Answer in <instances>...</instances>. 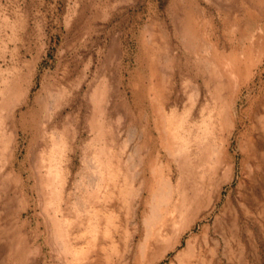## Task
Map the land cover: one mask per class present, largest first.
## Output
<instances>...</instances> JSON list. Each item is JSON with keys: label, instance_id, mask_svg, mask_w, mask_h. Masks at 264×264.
I'll return each mask as SVG.
<instances>
[{"label": "rangeland", "instance_id": "obj_1", "mask_svg": "<svg viewBox=\"0 0 264 264\" xmlns=\"http://www.w3.org/2000/svg\"><path fill=\"white\" fill-rule=\"evenodd\" d=\"M152 73V101L136 100ZM224 96L236 126L217 156L210 115ZM185 118L188 152L177 150ZM248 140L264 152V0H0V264H119L163 224L153 257L179 244L158 264H195L194 245L206 264H264V205L237 238L221 235L247 192ZM41 163L59 167L66 189L81 187L70 215L59 213L71 204L59 184L39 185ZM153 165L162 181L150 186ZM115 172L132 204L95 215L112 202Z\"/></svg>", "mask_w": 264, "mask_h": 264}, {"label": "bare ground", "instance_id": "obj_2", "mask_svg": "<svg viewBox=\"0 0 264 264\" xmlns=\"http://www.w3.org/2000/svg\"><path fill=\"white\" fill-rule=\"evenodd\" d=\"M151 83H150V87H146L145 85H143V87H141V89L139 90H133L134 91V95L136 97V100L139 101V99H141V101L144 99H149V101H152V99L150 98L152 96V91L154 89V86L156 85L157 83V78H156V75L154 73L151 74ZM108 80V79H107ZM106 79H104V84L102 85L103 86V89L105 91V94L108 93V96L110 94V90H111V86L109 85V83L106 84V82H108ZM110 80V79H109ZM103 82V81H102ZM197 83V82H196ZM93 85V89L91 90L92 94L95 95V92L97 89H94L95 86L94 84ZM98 86H101V85H97ZM49 87V86H48ZM89 91V90H88ZM102 92V91H101ZM107 92V93H106ZM91 94V95H92ZM98 94V93H97ZM100 94V93H99ZM98 94V95H99ZM104 94V95H105ZM97 95V96H98ZM107 96V95H106ZM98 98V97H97ZM109 98V97H108ZM104 99V97H103ZM102 99V100H103ZM112 100V99H111ZM108 101V100H107ZM84 102V101H83ZM88 103V102H87ZM110 103V102H108ZM105 104H106V101H105ZM153 106V105H152ZM107 106H104V108H106ZM103 109V108H102ZM155 109V112L157 111L159 113L158 110ZM206 109V108H205ZM189 109H187L185 111V117L187 115H189ZM231 106H230V102H229V99L227 96H224L223 98V101L221 102L220 106L218 108H215L213 107L212 111H211V115L210 116H213L214 119H215V115H217V118H218V121H216L214 123V128L215 130L217 129L218 132H219V135L221 136L220 137V141H221V146L217 147H211L213 149V153L214 155L216 154L217 156L218 155H221V150L223 148V144H224V141H223V137L226 136V142L228 145L229 144V137L231 136V131L232 129L235 128V124L234 123H229V118H231ZM156 112V113H157ZM91 115V114H90ZM88 116V115H87ZM163 120L165 122L169 121L171 122L172 121V117H173V113L170 112L169 116L167 114H163ZM90 117V116H89ZM97 117V116H95ZM94 117V118H95ZM102 117V116H100ZM88 118V117H87ZM216 120V119H215ZM169 122V123H170ZM184 126H183V130L185 132V135L182 137L183 138V142H182V145L180 147L177 148V150L179 151H182V152H188L189 151V147H190V128H188V126H186V123H188L187 121V118H185L184 120ZM204 125V123H203ZM260 125V124H259ZM261 126V125H260ZM259 126V127H260ZM263 127V126H262ZM262 127H260L261 129H263ZM145 131V130H144ZM263 131V130H262ZM92 132V130H91ZM132 132V131H131ZM54 132H52L53 134ZM159 134V133H158ZM162 135V133H161ZM217 135V134H216ZM180 136V135H179ZM215 138V137H214ZM219 138V137H218ZM225 138V137H224ZM92 139V138H91ZM94 139V138H93ZM42 140L44 141V137H42ZM100 140V138H99ZM162 140H163V137H162ZM165 140V139H164ZM254 140V139H253ZM253 140H248L247 143H245L244 146H242L241 150H242V153H243V160L244 161H247L248 165H249V171L247 172L245 169H244V173H245V176H246V188H247V192L243 193V196L241 198V202L239 204L238 207H235L234 210V216L233 219L229 222L226 223L225 226H222L221 228V235H222V238L227 241L229 239V237H233V238H237V233L238 231L240 230V223H241V220H243V224L241 225L242 227H244L245 230H248L250 227H249V222L254 219V220H257L261 214V208L263 207L264 205V200L261 199L260 197V193L261 192H264V152L262 151V146H261V143H260V140H256V141H253ZM96 141V140H95ZM98 142V141H97ZM206 141H204L205 143ZM209 142V141H208ZM95 143V142H94ZM168 143V142H167ZM97 144V143H96ZM174 144V143H173ZM209 144V143H208ZM219 144V143H218ZM4 145V144H3ZM41 145V144H40ZM54 145V144H53ZM180 145V144H179ZM195 145V144H194ZM216 145V144H215ZM165 146V145H164ZM167 146V145H166ZM163 147V146H162ZM205 147V146H204ZM95 148V147H94ZM166 149V147H164ZM176 147H170L168 146V150L169 152H171L172 149H175ZM209 148V147H208ZM207 148V149H208ZM44 149V148H43ZM39 150V149H38ZM44 152V151H43ZM42 152V153H43ZM110 152V151H108ZM168 152V153H169ZM173 152V151H172ZM48 154V153H47ZM173 154V153H172ZM171 154V155H172ZM189 154V153H188ZM210 154V152H209ZM41 156L43 154H40ZM184 155V154H183ZM157 158L159 159L160 158V155L157 156ZM214 158V157H213ZM212 158V159H213ZM157 159V160H158ZM161 160V159H160ZM150 161V160H149ZM156 161V160H155ZM177 161V160H176ZM141 162V161H140ZM153 162V161H152ZM143 163V161H142ZM150 163V162H149ZM44 163H41V164H38L40 166L37 167V176H38V180H39V185H43L46 184L47 188L49 187L48 184L50 185H55V184H59L60 185V193L61 194H65L63 198H62V202L63 203H66L68 200L71 199V204L70 206H67L64 208V211L61 212L62 208L60 209L59 213L61 214V217L65 214V215H70L71 213V209L74 208V201L75 200H78V195L74 192V190H79L80 192V188L78 185H75V187H70V192H68L69 190L65 188V186L62 185L63 183V177H62V172L61 170L59 169V167L56 166H52L51 164L49 165H46ZM86 164V163H85ZM220 165V164H219ZM133 166V164H132ZM223 167V166H222ZM90 169V168H89ZM96 170H98L97 168H95ZM115 169V168H114ZM133 169V168H132ZM91 171V170H90ZM89 171V173H90ZM146 171V170H145ZM114 172V171H113ZM142 172V171H141ZM91 174V173H90ZM89 174V176H90ZM136 175H134V180L136 179H139L140 178V172L136 173ZM217 175V174H216ZM86 176V175H84ZM87 176V177H89ZM92 176V174H91ZM111 176V179H112V184H111V190L107 191V195L104 196L105 199H109L111 198L112 202H110V204L108 205H100V208L99 210L96 212L95 215H97L98 212H102V211H105V212H108L110 211V215H112L114 213V211H116V209L118 208L120 202H121V206L123 205H126L127 206V203L131 206V202L129 203V199H128V195H129V190H130V187H129V184L126 183V181H123V188L121 187V183H120V178H119V175L116 174V172ZM164 176V174H163ZM242 176V175H241ZM77 178V177H76ZM75 178V179H76ZM91 178V177H90ZM243 178V177H242ZM80 179V178H79ZM86 179V178H84ZM167 180V179H166ZM170 180V179H169ZM86 181V180H85ZM84 181V182H85ZM94 180L92 179V182ZM161 182L162 181V172L159 168L157 167H154L153 166H150L149 168V180H148V185L151 186V184L155 183V182ZM76 182V180H75ZM83 182V181H82ZM88 182V180H87ZM171 183V182H170ZM68 185V184H67ZM96 185V184H95ZM139 185H142L143 187L146 186V177L145 175H143L142 177V181L140 182ZM167 186V185H165ZM15 187V186H14ZM142 187V188H143ZM64 188V189H63ZM165 188V187H164ZM45 189V188H43ZM56 189V188H55ZM72 189V190H71ZM92 190V188H90ZM94 189V188H93ZM171 189V188H170ZM68 190V191H67ZM149 190V189H148ZM88 191V190H87ZM44 192V191H43ZM49 192V191H47ZM45 192V193H47ZM91 192V191H90ZM41 193V192H40ZM165 193V192H164ZM50 193L47 195L49 196ZM52 195V194H51ZM172 196V195H171ZM59 198V197H58ZM83 199V198H82ZM50 200V198H49ZM166 200V199H165ZM218 201V200H217ZM150 202V201H149ZM165 202V201H164ZM59 203V202H58ZM109 203V202H108ZM170 203V202H169ZM168 203V204H169ZM62 204V203H61ZM59 205V204H58ZM216 205V204H215ZM62 206V205H61ZM164 206V205H163ZM125 207V206H124ZM141 207V205H140ZM123 208V207H122ZM70 209V211H69ZM83 209V208H82ZM81 209V210H82ZM161 209V207L159 208ZM76 210V209H75ZM79 210V208H78ZM86 211V210H85ZM84 211V209L82 211L79 210V212L75 211V216L76 218H79L81 215H83L84 213H86ZM139 211V210H138ZM144 211V210H143ZM151 211V210H150ZM159 211V210H158ZM161 211V210H160ZM95 212V211H94ZM142 213V212H141ZM163 213V212H162ZM155 214V213H154ZM168 214V213H167ZM166 214V215H167ZM58 215V214H57ZM88 216V215H87ZM134 216V215H133ZM161 216V215H160ZM58 217V216H57ZM82 217V216H81ZM114 217V216H113ZM155 217V216H153ZM60 218V217H59ZM112 218V217H111ZM135 218V217H134ZM133 218V219H134ZM141 218V217H140ZM158 218V217H157ZM58 219V218H56ZM61 219V218H60ZM59 219V220H60ZM67 219V218H66ZM65 219V220H66ZM149 219H150V216H149ZM204 219V218H203ZM110 220V219H108ZM169 220V219H168ZM148 221V220H147ZM156 221V220H155ZM171 222V221H170ZM226 222V221H225ZM148 223H151L150 221H148ZM65 224V222H64ZM152 224V223H151ZM79 225V224H78ZM76 225L75 227H73V230L72 232L78 234L80 231H82L83 229H81L82 227H80V225L78 226ZM56 226V225H55ZM170 226V225H169ZM255 226V225H254ZM163 228V230L165 231V225L163 224L161 226ZM88 228V227H87ZM146 228V226H145ZM162 228L157 232V235L156 237L158 238L157 241H150V238L151 236L150 235H147V237L145 238V241L140 243V244H137V246H135V248L132 250H128L129 252L127 253L126 256H123V259H121V262H119V264H158L162 257H164V255L174 249L178 244H179V241H174L170 246H166V248H164L163 250V256L161 257H153V247L155 246L156 242L158 241H163V236H165V234L163 233L162 231ZM172 228V227H171ZM252 228V227H251ZM150 229V227H149ZM192 227L188 226L186 229H184L182 232L179 233V236H182L184 233H186L187 231L191 230ZM66 230V229H65ZM252 230V229H251ZM250 230V231H251ZM97 232H99V230L97 229L96 230ZM133 231V230H132ZM169 231V230H168ZM173 231V230H172ZM253 231V230H252ZM86 232V231H85ZM135 232V231H134ZM142 232V231H141ZM74 233V234H75ZM110 233V231H109ZM170 233V232H169ZM111 234V233H110ZM108 234V235H110ZM135 234V233H134ZM151 234V233H150ZM167 234V233H166ZM177 235V234H176ZM205 235V234H204ZM253 235V234H252ZM112 236V235H111ZM211 236V235H210ZM94 240H93V245L94 246H97L98 244H100V242L98 241V238L96 239V236L94 235ZM133 237V236H132ZM171 237V236H170ZM243 237V236H242ZM83 238V235H75L73 237V243L71 244L73 247H76L79 245V242L80 240ZM141 238V237H140ZM167 239V238H166ZM170 239V238H169ZM179 239V238H178ZM97 240V241H96ZM140 240V239H139ZM208 241V240H207ZM206 241V242H207ZM234 241V240H233ZM111 242V240H110ZM114 242V241H113ZM134 242V241H133ZM169 242V241H167ZM214 243V242H213ZM69 244V245H70ZM208 244V242L206 243ZM216 244V243H215ZM228 245V244H226ZM246 245V244H245ZM72 246L70 248H72ZM207 246V245H205ZM132 247V246H131ZM187 247H190V245H188ZM208 247V246H207ZM186 248V247H185ZM76 249V248H75ZM191 250H192V254L197 257L195 258V264H206V256H207V250L206 248H203L201 245H194L191 247ZM132 251V252H131ZM191 254V253H190ZM76 257V256H75ZM191 261V260H190ZM118 264V263H117Z\"/></svg>", "mask_w": 264, "mask_h": 264}]
</instances>
